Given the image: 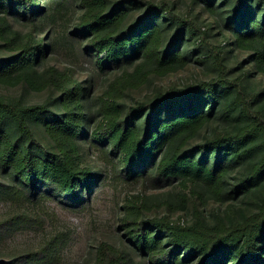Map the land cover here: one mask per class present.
I'll return each mask as SVG.
<instances>
[{"label": "trees", "instance_id": "trees-1", "mask_svg": "<svg viewBox=\"0 0 264 264\" xmlns=\"http://www.w3.org/2000/svg\"><path fill=\"white\" fill-rule=\"evenodd\" d=\"M9 18L24 30L6 43L12 54L0 61V83L53 96L27 104L0 95V169L9 175L0 180V206L17 207L0 213V245L55 226L53 209L46 217L36 210L41 203L79 216L110 188L118 229L149 264H264V193L247 215L232 205L264 181V0H193L185 12L174 0H0L5 28ZM49 55L69 67H45ZM193 62L211 73L125 101ZM80 68L86 77L76 76ZM218 118L230 126L208 134ZM249 162L232 182L231 172ZM135 184L138 193H120ZM174 184L190 190L178 197L191 221L175 218L168 200V211H153L147 189ZM209 201L229 203L214 221ZM53 228L0 264H61L72 243ZM93 264L144 262L99 240Z\"/></svg>", "mask_w": 264, "mask_h": 264}, {"label": "rangeland", "instance_id": "rangeland-1", "mask_svg": "<svg viewBox=\"0 0 264 264\" xmlns=\"http://www.w3.org/2000/svg\"><path fill=\"white\" fill-rule=\"evenodd\" d=\"M174 1L177 2V6L181 12H185L189 5L193 2V0ZM0 26L2 27L0 30V61H2L12 54L10 47L6 43L19 40L20 37L17 35V33L21 35V30L23 31L24 27L12 18L7 20L6 28L4 27L5 23L0 22ZM191 64V66L181 69L166 77L152 78L140 89L130 92L127 95L125 101L127 103H133L137 99L146 98L147 96L153 95L155 92L161 89H166L174 83H184L197 80L204 78L211 73V71L208 70V68H206L204 65H200L196 62ZM44 65H46L45 67L57 66L62 69L69 67L67 62L57 55H49L47 60L44 62ZM84 67L86 68V65ZM82 75L86 77L88 75V71L80 68L76 76L81 77ZM112 79V77H106L101 82L99 89L101 90L102 88L106 87ZM0 95L12 99L22 100L27 104H34L48 101V99L53 96V92L48 90L35 91L32 88L26 87L24 85L11 86L0 83ZM95 101V98L91 99L89 101L90 106L91 104L95 103ZM228 126L230 125L226 121L218 118L210 124L209 128L207 129V133L211 134L217 128H224ZM41 134L44 135L43 132ZM203 137L204 136H201L199 139H202ZM259 155L260 152L256 153L255 157L252 158V161L254 162L257 160L260 157ZM87 159L88 161H91L92 157L88 156ZM249 166L250 162L249 164L246 163L243 166L236 167L230 174V180L232 182H236L237 176L246 172ZM0 180L9 181V175L3 173L1 169ZM120 190L122 191L120 192L122 195L125 191L136 194L140 191V187L138 184H135L124 187L123 189L120 188ZM180 192L190 194L189 189H183L178 184H174L168 188L159 190L147 189L146 193L150 199L157 204L155 206V210L153 211H158L160 213L168 211V208L165 205V200H168L173 204L170 210L172 211V214L175 218L180 215L183 216V213H185L187 216L184 215L183 217H186L187 220L191 221L192 215L191 212L187 210L188 208L186 211L180 210L181 199L178 197V193ZM260 193H264V181L258 187H253L252 192L247 196L239 195L237 198H235L232 202V205L234 206L236 214L238 216H244L253 212L255 210V204ZM112 194V190L107 188L103 193L100 194L99 199L93 206V211L87 214H81L79 216H74L68 211L58 208L54 204L41 203L43 208L37 206L36 210L46 217L45 211L49 210L52 212L53 209L55 211L56 218L55 223L53 224L55 226H49L46 234H26L19 236L6 244L0 245V257L9 260L20 252L33 249L37 245L41 244L45 237L48 235L51 236L54 233L53 227H57L58 229L64 230L67 234H69L72 243L71 247L64 251L61 264H93L96 247L99 240H108L117 247L124 248L131 252L135 256V260L137 262L149 264L146 260L138 257V255L132 251L131 245L126 241L123 233L118 229L121 211L118 209L119 207L113 203ZM218 205L219 204L215 202L209 201V203L205 206V212L207 213L209 220L214 221L213 212H217L218 209L225 211L226 206L229 205V203L222 204L221 207ZM15 210H17V207L11 206L9 204H2L0 206L1 215L8 214Z\"/></svg>", "mask_w": 264, "mask_h": 264}]
</instances>
